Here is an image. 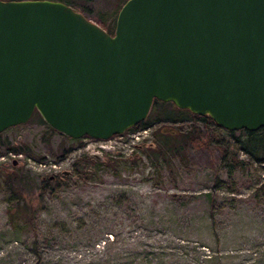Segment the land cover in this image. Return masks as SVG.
Segmentation results:
<instances>
[{
	"label": "water",
	"instance_id": "1",
	"mask_svg": "<svg viewBox=\"0 0 264 264\" xmlns=\"http://www.w3.org/2000/svg\"><path fill=\"white\" fill-rule=\"evenodd\" d=\"M155 99L264 127V0H127L115 34L60 0H0V133L38 111L71 138L108 140Z\"/></svg>",
	"mask_w": 264,
	"mask_h": 264
},
{
	"label": "rangeland",
	"instance_id": "2",
	"mask_svg": "<svg viewBox=\"0 0 264 264\" xmlns=\"http://www.w3.org/2000/svg\"><path fill=\"white\" fill-rule=\"evenodd\" d=\"M91 4L95 22L118 16L120 0ZM42 118L35 112L28 122L0 133V151L2 141L9 140L47 159L11 151L0 157V264H264V164L240 151L248 164L236 168L232 178L226 168L215 177L210 169L193 167L183 140L192 122L164 118L136 148L129 138L87 139L84 148L59 159L51 149L66 139ZM164 127L179 132L168 141ZM214 129L221 142L238 150L234 136ZM87 152L101 161L79 164L89 171L88 179L73 167ZM59 171H70L71 177L43 192V177ZM8 173L26 177L23 195L33 208L31 224L12 218L20 201L3 184ZM216 179L212 207L209 194Z\"/></svg>",
	"mask_w": 264,
	"mask_h": 264
},
{
	"label": "trees",
	"instance_id": "3",
	"mask_svg": "<svg viewBox=\"0 0 264 264\" xmlns=\"http://www.w3.org/2000/svg\"><path fill=\"white\" fill-rule=\"evenodd\" d=\"M60 1L71 5L76 10L84 13L90 19L95 12L94 7L91 4L92 0ZM126 1L127 0H120L117 15L119 14L122 6L126 3ZM97 19L98 24L104 27L109 33L115 34L117 22L116 17L113 19ZM162 107H167L169 109L162 112ZM156 111L159 115L157 117H153V113H155ZM160 118H164L173 122H182L188 120L192 122L190 129L186 133H183V140L187 148L186 161L193 167L212 170L215 174V177H217V175L219 174L220 168L228 169L229 177L232 178L233 171L236 168H244L247 166L248 163L246 162V160L241 159L239 156L240 151L249 155L252 161L264 164V127L255 131L248 129L227 130L220 127L210 116L198 115L188 109L179 108L173 102H165L159 99H155L148 117L137 125L129 128L125 133L149 129ZM42 121L45 122L43 118ZM214 127L226 130L232 136H234L238 144V150H231L229 148L228 142L225 140L221 142ZM50 128L53 131L58 132L53 127L50 126ZM162 131L165 132L164 137L168 141L177 136L179 132L177 129L172 127H164ZM61 134L63 135L64 139H66V141L59 144L58 150L55 151L54 149H51V152L54 155H57L59 159H64L73 149L78 148L83 144V138L75 139L63 133ZM2 146L5 147V150L0 151V157H2L5 153L11 151L16 154H26L30 157L35 158V160L39 162L47 160L44 156L34 155L30 149L22 145H13L9 140H3ZM228 157H230L231 159V163L229 164L226 163ZM163 160L170 170V175L175 180V172L171 164H169V161H167L165 158H163ZM80 163H85L90 166H96L101 163V161L99 160V158H95L94 160H92L86 155H83L82 158L75 161V169L80 173L81 176H84L86 179H88L90 178V173L88 170H80ZM63 176H65V179L70 178L67 175ZM65 179L58 177L56 181H52L47 176L46 179H42L43 186L41 189L43 192L53 191L54 183L64 184L66 182ZM25 180L26 177L22 173H8L5 175L3 184L8 191L12 192L13 195L15 194L18 197V202L20 201V203L16 205L15 213L12 214V218L14 220H26L31 224L34 218V212L32 206L25 201L23 195V183L25 182ZM217 186H219V182L216 179L215 190L209 194L212 207L215 204V194Z\"/></svg>",
	"mask_w": 264,
	"mask_h": 264
},
{
	"label": "built area",
	"instance_id": "4",
	"mask_svg": "<svg viewBox=\"0 0 264 264\" xmlns=\"http://www.w3.org/2000/svg\"><path fill=\"white\" fill-rule=\"evenodd\" d=\"M150 129V128H149ZM149 129H145V130H141V131H136V132H128V133H123L121 135H117L112 137L111 139L108 140H99L97 142L100 143H107L108 141H113V139H115L116 137H120V138H129V140L134 143L135 145L133 146L134 148H136L138 146V144L140 143V140L142 139L143 136H145L144 133H147ZM102 147H105V145H101ZM40 166H43V163H40Z\"/></svg>",
	"mask_w": 264,
	"mask_h": 264
},
{
	"label": "flooded vegetation",
	"instance_id": "5",
	"mask_svg": "<svg viewBox=\"0 0 264 264\" xmlns=\"http://www.w3.org/2000/svg\"><path fill=\"white\" fill-rule=\"evenodd\" d=\"M35 112H36V111H35ZM35 112H34V113H35ZM33 115H34V114H33ZM10 128H11V127H10ZM87 139H91V140H93V141H99L98 139H94V138H92V137L86 136V137H84V138L82 139L83 144H82L80 147H78V148H80V149L84 148V147L86 146L84 140H87ZM141 146H142V145H141ZM84 155L90 157L92 160H94L95 158H97V159L100 158V155L92 154V153H89V152H87V153L84 154ZM73 167H74V164H73ZM74 169H75V167H74ZM63 175H67L68 177H71V176L68 175V174H64L63 171H59V173H56V174H51V175H49L48 177H49L52 181H56V180L58 179V177H59V178H63V179H65V178H64L65 176H63ZM46 178H47V176L45 175V176L43 177V179H46Z\"/></svg>",
	"mask_w": 264,
	"mask_h": 264
}]
</instances>
